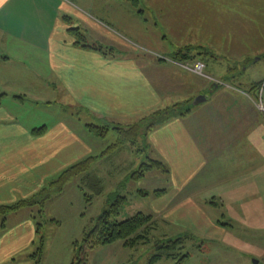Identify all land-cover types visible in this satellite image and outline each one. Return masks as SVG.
Instances as JSON below:
<instances>
[{"label":"rangeland","instance_id":"rangeland-1","mask_svg":"<svg viewBox=\"0 0 264 264\" xmlns=\"http://www.w3.org/2000/svg\"><path fill=\"white\" fill-rule=\"evenodd\" d=\"M61 1L72 3L77 10L110 29V34L98 29L90 32L83 29V32L89 44L101 46L115 57L138 53L158 60L161 56L156 58L157 53L164 54L170 49L173 52L191 46L196 52L212 44L217 46L213 50L219 55L212 52L208 57L210 64L205 69L208 77L198 75V80L205 83L202 87L207 82L214 83L210 76L216 79L221 69L227 73L230 67L239 63L234 62L239 59L228 58L222 51V37L215 38V32L224 30L228 39L237 36L247 49L245 58L257 63L248 67L246 75L241 77L242 82L239 79L225 81L218 93L209 88L206 100L197 105L207 104L210 99L207 104L210 108L203 122L207 127V138L202 141L207 143L212 137L209 143L216 144L217 125L221 123L227 128L224 132L232 144L224 149L223 155H217V145H202L213 154L208 156L209 160L202 156L205 159L201 160V157L199 161L181 163L177 176L172 165L165 162L168 173L155 169L143 178L133 179L132 174L143 162H148L149 157L156 158L152 149L147 148L148 154H136L126 145L102 155L117 141V132L111 130L106 139L88 135L86 144L91 149V156H96L90 168L74 176L63 191L47 200L43 207L36 204L10 212L5 219L7 229L29 215L33 216L37 234L27 248L31 255L37 262L43 257V264H71L74 243L83 241L84 230L92 227L118 198L126 197L119 219L137 212L154 215L155 222L148 234L151 241L139 243L127 252L99 247L95 254L97 264L106 258L105 264H147L159 251L158 240L187 232L195 237L186 242L184 250H189L190 256L181 264H264V56L261 58L264 53V0H170L149 5L144 0ZM161 12L177 16L174 28H165L160 23ZM183 13L187 21L181 16ZM65 14L72 16L69 12ZM166 37L167 41H163ZM111 48L114 50L110 51ZM249 59L240 62L239 70L249 65ZM253 81H260L262 85L255 89L252 83H248ZM249 90L251 92L247 93ZM182 98L177 99L178 102H183ZM37 100L32 104L39 107H34L31 114L22 115L21 121L29 122L30 119L31 125L41 122L52 127L62 116L70 122H78L80 115L82 125L87 122L103 124L94 116L80 114L71 100L63 99L57 87L50 89L48 99L40 97ZM221 149L222 146L218 150ZM62 164L66 169L74 163H62L52 158L48 165L53 169L43 179L42 188L50 186L60 175L64 169L58 173L55 171L60 170ZM198 167L201 168L199 171L196 170ZM190 172L193 176L187 177ZM161 189L165 191L155 193ZM225 199L228 201L224 202ZM203 219L215 221V225L209 222L211 232L205 229ZM217 220L228 224L219 225ZM3 223L0 217L1 234L5 231L1 227ZM203 231L215 237H205ZM221 235L224 237H219ZM42 239V252L38 256L36 253H39ZM177 262L163 258L156 264Z\"/></svg>","mask_w":264,"mask_h":264},{"label":"crops","instance_id":"crops-1","mask_svg":"<svg viewBox=\"0 0 264 264\" xmlns=\"http://www.w3.org/2000/svg\"><path fill=\"white\" fill-rule=\"evenodd\" d=\"M144 2L149 5L171 1ZM65 12L72 13V16ZM181 16L186 20L184 13ZM176 17L162 13L160 23L172 29ZM83 29L85 32L98 29L110 34V29L102 22L77 10L72 3L61 0H0V93L4 94L0 105V205L14 204L42 189L43 179L52 172H49L52 167L48 165L52 158L62 163H75L91 155V149L86 144L87 136H97L87 127L92 122L82 125L80 115L78 122H70L62 116L52 127L41 122L31 125L30 119L29 122L20 120L22 115L31 114L34 107H39L33 106L34 101L37 102L40 97L48 99L53 87L59 88L63 99L71 100L80 114L84 112L89 117L94 116L102 123L131 124L155 110L178 103L177 99L182 97V101H186L200 95L207 96L209 88L216 93L221 92L220 88L224 85L225 81L221 80L226 75L224 68L218 72L216 79L210 76L214 83L207 82L202 87L204 82L198 78L203 75L173 59L180 48L189 46L173 52L170 49L164 54L157 53L156 58L161 56L158 60L138 53L115 57L106 53L103 47L89 44ZM218 33L215 32V38L221 35L220 47L228 58L239 59L234 62L249 59L245 58L248 52L242 40L237 36L228 39L224 30ZM79 34L83 37L82 43H79ZM163 41H167V37ZM216 47L212 44L191 54L208 51L216 55L218 53L213 50ZM209 55L203 60L207 67L210 64ZM263 56L264 53L261 58ZM215 59L219 60L217 56ZM187 61L185 63L192 60ZM250 63L249 66L257 61ZM247 70L237 74L239 77L233 80L242 82L241 77L246 75ZM209 100L207 104H210ZM207 104L195 105L188 116L170 119L156 126L148 135L149 147L156 154L154 156L170 163L176 176L181 163L199 161L202 156H207L209 160L208 156L213 154L203 149L202 145H217L218 149L222 146L223 149H217V155L221 156L224 149L232 144L227 132H224L227 128L221 123L216 127V144L209 143L212 137L207 143L202 141L207 138V127L203 124L210 108ZM64 167L62 164V168L55 172L62 171ZM190 175L191 172L187 177ZM211 220H202L204 228L210 232L209 222L215 225V221ZM2 229L5 231L0 233V264H43V257L37 262L28 250L37 234L33 216L29 215L9 229L5 224ZM204 236L214 235L206 232ZM105 247L107 251L114 248L115 252L130 249L123 241ZM93 252L90 264H97V249ZM105 261L107 258L99 264H105Z\"/></svg>","mask_w":264,"mask_h":264},{"label":"trees","instance_id":"trees-1","mask_svg":"<svg viewBox=\"0 0 264 264\" xmlns=\"http://www.w3.org/2000/svg\"><path fill=\"white\" fill-rule=\"evenodd\" d=\"M80 35V34H79ZM83 39L82 35L79 36V43ZM208 51L199 52L197 54L193 53L192 47L180 48L173 56V59L177 62L184 63L189 59L194 61H203L205 56L209 55ZM201 57H199V56ZM188 62V61H187ZM234 68L230 67L229 71L222 78L224 81H234L233 79L239 77L249 65L240 69L239 63ZM238 74V75H237ZM262 82L253 83V88H259ZM215 87V85L213 84ZM220 86V84H219ZM255 88V89H257ZM4 94L0 93V105L2 104ZM193 99H189L183 102L175 103L171 106L155 110L137 121L131 124H121V123H103L98 125L96 123H91L87 127L89 131L101 139H106L108 133L111 130L117 132V141L110 146L107 150L103 152L102 155H108L110 152H114L122 146H130L134 149L136 154L145 153L148 154L147 148L150 149L148 142V135L150 132L158 125H161L170 119L178 117L188 116L195 105H193ZM37 131V130H35ZM96 160V156H87L74 164L68 166L64 169L60 175L51 182L50 186L42 188L37 193L30 197L19 200L14 204H3L0 205V217L3 218L4 223L2 228L5 227L6 216L13 211H17L23 207L33 206L40 204L42 207L45 202L52 198L53 196L61 193L65 185L76 175L86 172L92 163ZM159 169L164 172H169L168 166L165 162L157 158H150L148 162H143L132 174L133 179H140L146 176V174L152 170ZM165 189L156 190V194H161ZM143 194H148L143 192ZM126 197L118 198L109 209H106L94 222L93 226L86 228L84 230V237L82 242L76 241L74 243V252L71 264H90L91 252L99 247H104L111 245L118 241H123L124 244L129 248H135L139 243H148L151 241V237L148 235L151 226H153L155 219L152 214H145L143 212H137L134 215L126 218L119 219L121 216V208L126 203ZM228 200H224V202ZM221 202V201H220ZM216 204V200H213ZM219 225L223 222L217 220ZM224 224H228L224 222ZM223 224V225H224ZM38 233H40V227L38 225ZM195 237L193 233L187 232L186 234H181L173 238H163L156 242L158 252L155 253L147 264H156L163 258H169L173 260H178L176 264H181L185 259L190 256L189 250H184L186 248V242L189 239ZM197 238V237H196ZM39 248V253L36 255L40 256L43 247Z\"/></svg>","mask_w":264,"mask_h":264},{"label":"built area","instance_id":"built-area-1","mask_svg":"<svg viewBox=\"0 0 264 264\" xmlns=\"http://www.w3.org/2000/svg\"><path fill=\"white\" fill-rule=\"evenodd\" d=\"M184 66L199 75L207 76V74L205 73L206 63L204 61L198 60L192 63H186L184 64Z\"/></svg>","mask_w":264,"mask_h":264},{"label":"water","instance_id":"water-1","mask_svg":"<svg viewBox=\"0 0 264 264\" xmlns=\"http://www.w3.org/2000/svg\"><path fill=\"white\" fill-rule=\"evenodd\" d=\"M206 100V96L205 95H200L198 97H196L193 101V105H197L199 103H201L202 101Z\"/></svg>","mask_w":264,"mask_h":264}]
</instances>
